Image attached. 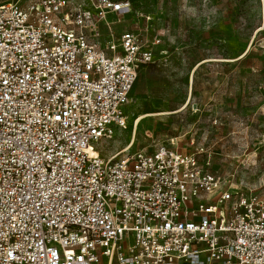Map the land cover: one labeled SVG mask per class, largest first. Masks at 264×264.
Segmentation results:
<instances>
[{
  "label": "built area",
  "instance_id": "obj_1",
  "mask_svg": "<svg viewBox=\"0 0 264 264\" xmlns=\"http://www.w3.org/2000/svg\"><path fill=\"white\" fill-rule=\"evenodd\" d=\"M131 11L128 0L0 3V264H264V183L211 172L201 147L95 150L126 126L158 42L113 38L108 15Z\"/></svg>",
  "mask_w": 264,
  "mask_h": 264
},
{
  "label": "rangeland",
  "instance_id": "obj_2",
  "mask_svg": "<svg viewBox=\"0 0 264 264\" xmlns=\"http://www.w3.org/2000/svg\"><path fill=\"white\" fill-rule=\"evenodd\" d=\"M128 1L129 14L107 18L113 38L130 30L158 42L130 90L126 126L94 144L99 156L151 151L177 137L179 150L201 147L199 163L226 180L264 183V2Z\"/></svg>",
  "mask_w": 264,
  "mask_h": 264
},
{
  "label": "crops",
  "instance_id": "obj_3",
  "mask_svg": "<svg viewBox=\"0 0 264 264\" xmlns=\"http://www.w3.org/2000/svg\"><path fill=\"white\" fill-rule=\"evenodd\" d=\"M111 15V14H110ZM110 15H108V18L110 17ZM112 16H114V15H112ZM101 30H102V32H103V30H104V27L101 25ZM130 31V30H129ZM123 33V32H122ZM121 34V33H120ZM152 48V50H153V47H151ZM145 66V65H144ZM143 67V66H142ZM142 67H140L139 68V70L142 68ZM139 72V71H138ZM138 75V74H137ZM147 116V115H146ZM166 139H164L162 142H160V143H164V144H166V145H169V146H171V147H176V148H178V146L176 145V143H175V141L173 140V145H171L170 144V142H169V139L170 138H172V139H174L175 138V140L177 139V137H165ZM191 143H193V140H191ZM179 149V148H178ZM181 150V149H180Z\"/></svg>",
  "mask_w": 264,
  "mask_h": 264
},
{
  "label": "bare ground",
  "instance_id": "obj_4",
  "mask_svg": "<svg viewBox=\"0 0 264 264\" xmlns=\"http://www.w3.org/2000/svg\"><path fill=\"white\" fill-rule=\"evenodd\" d=\"M262 2H264V0H262ZM147 115H150V114H147ZM143 116H139L136 121H135V125L139 122V120L142 118ZM131 145V144H130Z\"/></svg>",
  "mask_w": 264,
  "mask_h": 264
},
{
  "label": "snow or ice",
  "instance_id": "obj_5",
  "mask_svg": "<svg viewBox=\"0 0 264 264\" xmlns=\"http://www.w3.org/2000/svg\"><path fill=\"white\" fill-rule=\"evenodd\" d=\"M57 119H59V117H57Z\"/></svg>",
  "mask_w": 264,
  "mask_h": 264
}]
</instances>
